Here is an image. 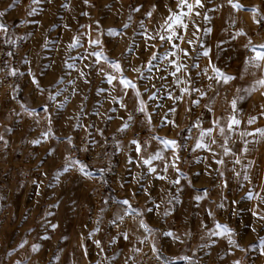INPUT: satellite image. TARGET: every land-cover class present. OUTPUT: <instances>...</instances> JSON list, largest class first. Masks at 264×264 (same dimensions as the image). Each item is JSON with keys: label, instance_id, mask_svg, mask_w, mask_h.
I'll list each match as a JSON object with an SVG mask.
<instances>
[{"label": "rangeland", "instance_id": "obj_1", "mask_svg": "<svg viewBox=\"0 0 264 264\" xmlns=\"http://www.w3.org/2000/svg\"><path fill=\"white\" fill-rule=\"evenodd\" d=\"M241 1L242 4L248 5L243 3L244 0ZM259 1L264 4V0ZM177 2L178 0H89V3L85 4L84 0H38V2L0 0V11L4 12V15L0 16V22L7 26L6 32L4 30L0 32H5L7 39L12 42L16 40L15 25L18 22L26 24L27 49L21 66V72L27 79L23 85L26 92L33 93L34 89L27 74V70L31 68L43 86L52 85L49 91L54 92L57 87L61 88V95L57 97V101H64L65 96L69 97L65 107L57 109L56 102L47 101L48 92L33 93L35 100L32 109L36 110L34 116L37 115L39 120L38 122L36 120L34 128L27 130L28 137L31 141L33 139L45 141L46 145H37L38 152L34 164L41 170L38 176L26 182L23 178L26 168L21 165L19 171L14 169L10 171L14 178L10 184L4 185L0 182V208H8L12 214L9 225L0 230L2 234L0 258H5L3 264H14L17 260H26L27 264H125L126 261L127 264H149L142 260L144 242L148 241L151 244L155 242L159 249L163 246L162 240L166 237L169 240L165 245V252L169 254L167 259L182 264H189V261L183 259L185 256L192 257L197 264H233L237 259L241 264H264V254L261 253L264 221L252 214L254 207L257 211L264 210V202L255 196L249 199L245 195L247 191L264 195L262 191L264 134L256 131L257 128L264 129V115H260L264 112V97L261 96L264 89L255 86L253 90L254 82L264 77V66L258 68L252 63H246L247 58L254 57L255 53L250 55L252 49L244 47L249 37L256 45L264 44V33L258 32V24L252 19L253 13H249L245 18L244 27L235 21L236 16L247 10L250 11L249 8L231 9L227 0H205L204 8L195 7L191 19L201 26V31L193 36L194 28L187 17L185 18V23L189 25L187 32L184 33L180 27H176V31L197 41L194 46L188 45L186 41L180 42L182 47L189 48V51L194 53L192 58L183 60V63L191 65L195 60L200 69L209 67V72L200 76L196 75V68H190L192 84L189 85V87L203 88L208 95L197 97L195 93L191 95L180 93L179 89L184 86L183 82L177 85L175 78L170 75L173 67L168 64V60L173 57L160 58L169 50V44L161 42L159 38V35L166 34L162 25L169 17V9L172 12L181 11L177 7ZM188 2L193 3L194 0ZM65 4L66 7L63 6ZM153 4L156 5L155 8L151 7ZM138 6L139 11H135ZM33 8L36 9L35 13H31ZM146 11H151L152 16H146L144 14ZM184 11L186 12L187 9L185 8ZM196 12H200L201 15L197 16ZM204 14L209 20L203 19ZM233 20L235 24L232 23ZM95 21H99V25ZM125 24H127L126 28L123 27ZM65 25L68 27L65 28ZM81 25H91L88 31L92 36L97 35L96 28L103 30L101 38L107 42L106 54L121 59L125 73L138 85L141 97L153 117L152 128L150 130L145 128L143 131L142 141H150L147 151L151 153L159 145V140L153 139L156 134L176 138L184 145L180 152L181 160L178 162V167L184 175L178 176L171 167L167 173H163L162 162L154 161L157 170L167 177L165 180H160L147 172V166L137 164L134 146L129 144L131 136L126 135L116 183L118 188H121L120 200L128 198L138 211L127 215L129 221L125 227L117 224L122 223L116 220L114 215L117 208L112 213L107 210L104 202H94L89 180L99 176L101 171L93 166L89 150L94 151L99 144L98 135L101 131L105 134H113L120 127L121 118H127L128 112L120 109L119 101L114 100L113 97L123 96L124 102L131 109L135 90L130 88L125 94L119 85L116 87L109 85L96 68L91 70L88 84L78 76V69L87 72L88 69H84V64L91 63V59L81 62L77 56L78 52H83L82 47L68 49L71 37L85 31L80 27ZM234 25H237V29L242 27L247 36H237L233 39L230 33H235L236 29L232 28ZM209 27L212 28L211 33L204 31ZM109 28H116L118 35L109 37L107 32ZM145 30L155 37L148 42V46L142 38ZM257 32L258 36L254 37V33ZM84 47H88L86 38ZM203 47L211 49L208 57L203 56ZM91 50L89 48V51ZM257 50L264 51L259 48ZM153 53H156L155 59L152 58ZM73 57H76L77 68H68L67 63H72ZM209 60L234 79L227 84H217L214 79L210 81L208 76L212 73ZM98 67L119 76V73L111 69L110 62L101 61ZM132 68H140L141 73L132 71ZM161 76L164 77L163 80L160 79ZM60 77H63L62 83L57 82ZM68 80H74L75 84H68ZM113 84H116V81H113ZM209 84L212 85L210 88ZM73 87L77 89L75 95L72 94ZM100 88L106 91L99 92ZM170 91L173 96L183 95L184 98L174 102L167 95ZM153 92L156 96L149 100ZM234 97L237 98V108L234 111L240 124L229 129L227 121L233 112L230 101ZM196 99L201 103H191ZM46 101L51 106L53 124L52 133L44 138L43 133L48 127L42 126L40 120L45 117L42 105ZM82 101L83 112L77 121V113L80 112ZM205 102L209 103L211 111L204 107ZM170 108L175 111L169 112ZM188 112L196 117L191 123L195 127L199 120V127H196L197 135L192 142L188 141L186 121L183 120L184 114ZM107 117L112 119L108 120ZM249 117H255L251 124L248 123ZM173 119L175 126L167 123L168 120ZM214 119H219L220 125L224 126L223 134L219 126L212 123ZM77 123L79 126L74 127L73 125ZM142 124L143 118L139 116L136 126ZM207 127L213 128L212 136L216 141L211 145L213 151L200 148L193 150L200 131ZM84 134L88 136L86 144L81 141ZM65 137H71L77 146H87V151L76 148L72 156L88 165L90 176L84 177L75 169L68 174L58 170L57 166L62 164L70 148L68 143L65 145L61 143L62 140H66ZM89 137L96 143L92 144ZM208 139L206 136L204 141L208 142ZM245 141H247V152L243 151ZM224 147L230 148L231 152L225 155ZM49 148L55 151L49 152ZM7 152L11 163L16 162L15 158L11 159L14 154L13 145L8 147ZM129 155L133 157L130 164L127 159ZM213 155L216 159H223L224 164H217ZM165 156L171 158V152L165 150ZM204 157L206 159H203ZM236 157L240 158L239 164L236 163ZM249 161L255 163L251 168H246L245 165ZM246 171L249 175L248 181L244 180ZM219 172H223L224 175L220 176ZM237 172L240 173L239 176L236 175ZM177 179L179 184L173 183ZM225 180L226 187L223 186ZM145 188L147 192L144 191ZM205 189L207 195L204 194ZM197 195L203 198L196 201L194 198ZM168 201H172L171 204ZM233 201L236 203H232ZM153 203L160 205L158 211H140L152 208ZM220 203L224 204L223 208L218 207ZM166 209L167 216L164 215ZM209 209L213 213L211 216L207 211ZM120 215H123V212H120ZM98 217L101 221L100 231L90 237L88 234L97 226ZM140 217L156 231L150 235L143 228L137 227ZM113 220H116L115 225L111 223ZM217 221L234 229L232 239L239 247L236 244H229L227 233L223 236L214 235L219 231L215 226ZM174 222L178 225L173 226ZM51 224H56L57 227L53 229L50 227ZM121 230L128 232L127 239L118 235ZM169 230L175 232L180 239L173 240L165 236L164 233ZM45 236L47 238H43ZM113 236L117 238L114 242H110L109 238ZM25 239L28 243L23 248L19 247L18 245ZM94 239L102 242V252L93 243ZM82 243L87 248L86 255L81 248ZM32 244L39 246L38 251L32 250ZM135 248H139L140 251H133Z\"/></svg>", "mask_w": 264, "mask_h": 264}, {"label": "snow or ice", "instance_id": "obj_2", "mask_svg": "<svg viewBox=\"0 0 264 264\" xmlns=\"http://www.w3.org/2000/svg\"><path fill=\"white\" fill-rule=\"evenodd\" d=\"M34 2H38V0H34ZM84 3L85 4L89 3V0H84ZM227 3L230 6V8L234 9V10L249 8L250 11L253 13L252 19L255 21V23L258 25H264V14H261V9H260L259 5H251V6L244 5V4L240 3L239 0H227ZM63 6L66 7L67 5L65 4ZM197 6H199L200 8H204L205 7V0H194L193 3H189L188 0H178L177 7L179 9H181V11L172 12L171 9H169V17L164 21V25H162V27H164V31L166 34L165 35H159L158 34L161 42L169 44V50L166 51L160 58L166 59L168 57H173L172 59L168 60V64L173 67V71H171L170 75L175 78V83L177 85H180L183 82L184 86L180 87V89H179L180 93H183L186 95H191V94L195 93L197 95V97H205L208 95V93L203 88L189 87V85L192 84V73L190 71V68H196L197 69L196 75L200 76L202 73L207 74L209 72V67H205L203 69H200L199 64L195 60H193L191 65L183 63V60L192 58L194 56V53H191L189 51V48L182 47L180 42L186 41V43L188 45L194 46L197 44V41L193 40L191 38H187L185 34L176 31V27H180L183 29L184 33L187 32L189 25H188V23H185L186 17L189 20H191V23L193 25V28H194V31L192 33L193 36H195L197 32L201 31V26L195 20L191 19V14L193 13L194 8ZM151 7L155 8L156 5L153 4ZM185 8L187 9L186 12L184 11ZM134 10L139 11V6ZM35 12H36L35 8L31 9V13H35ZM31 13H29V14H31ZM144 14L146 16H149V17L152 16L151 11H146ZM195 14L197 16L201 15L200 12H196ZM3 15H4V12L0 11V16H3ZM84 15H87V13H84ZM203 19L207 21V20H209V17L206 14H204ZM34 22L38 23V21H34ZM95 23L97 25H99V21H95ZM232 23L235 24V21L233 20ZM64 27L67 28L68 25H65ZM80 27L85 29V31L83 33H78L77 35L71 37L70 43L68 44V49H75L77 47H82L83 52L77 53V56L79 57L80 61L83 62L85 60L91 59V63H85L84 64V69H88L87 72L83 69H78V76L84 79V83H86V84L90 83V80L88 79V77L91 75V70L93 68H96L98 72L103 74L102 78L106 79V81L109 85H112L113 87H116L117 85H119L121 87V90L125 94L127 93V91L130 88L135 90L133 107L131 109H129L128 105L124 102L123 96L113 97V99L119 101V108L120 109H124L126 112H128L126 119L123 117L121 118L122 123H121L120 127L117 129V131L123 133L124 135H127L129 131L132 132V137L129 140V144L131 146H134V151L137 154L136 158H135L137 164L138 165L142 164V165L147 166V172L150 174H153L156 179H160V180L167 179L166 175H162V172L167 173L169 167L174 169L175 172L178 174V176H183L184 173L178 167V162L181 160L180 152H181L182 148L184 147V145H182L178 141V139H176V138H169L167 136H159L158 134H156L155 136H153V139H158L159 145H157L156 149L153 152L149 153L147 151V148H148L150 141H148V140L142 141L141 136H140V132L144 131L145 128H147L149 130L152 128L153 117H152L151 112H149L147 109V105H146L145 100L141 97V91H140L138 85L136 83H134L133 80L130 79L127 76V74L125 73V71L122 67L121 59L113 58V57H110L109 55L106 54L105 45L107 42L101 38L103 30L100 29L99 27L96 28L95 31L97 32V35L92 36L91 33L88 31V29L91 28V25H81ZM123 27L126 28L127 24L123 25ZM141 27L143 28V24H141ZM0 30H4L5 32L7 31V26L2 22H0ZM204 31H206L207 33H211L212 28L211 27L206 28V29H204ZM107 32H108L109 37H115L118 35V31L116 28H109V29H107ZM230 36L233 39H235L237 36H247V33L241 27V28L236 29L235 33H230ZM85 38H86V43H87L88 47H84ZM142 38L145 40L146 46H148L149 41L155 39V37L150 35L146 30L142 33ZM5 43H9V41L6 40ZM200 43H202V42H200ZM45 46H47V40H45ZM244 47L245 48H251L252 51L255 53L254 57H248L247 58L246 63H252L258 68L264 66V64H262V62H264V51L257 50L258 48L264 49V44L256 45L252 42L251 37H249L248 41L244 45ZM89 48H91L92 50L89 51ZM210 51H211L210 48L203 47V49H202L203 56L208 57ZM8 55H12V53L9 52ZM121 56H123V53H121ZM155 57H156V53H153L152 58L155 59ZM72 60H73L72 63L66 62L67 67L68 68H77V64L75 62L76 57H73ZM101 61L106 62V63L110 62L111 69H114L117 73H119V76L113 75L111 72H105V70L103 68L98 67V65ZM25 62H27V61H25ZM149 63H151V60H149ZM209 66H210V70L212 73L211 76H208V79L210 81L214 79L217 84H220V83L227 84L228 81L234 79L233 76L224 72L220 67H218L216 64L212 63L211 60H209ZM132 71L137 72V73H141L140 68H132ZM178 73H180L181 75H177ZM10 74L13 76H15V75L23 76L24 75L23 72H20L19 69H16V68H12L10 70ZM27 74L30 76L31 82L34 85V88L36 91H38L42 94L44 92H48L47 101L56 102V108L57 109H63L65 107V102L69 98L68 96H65L64 101H57V97L59 95H61V88L57 87L54 92L49 91V89L52 87V85H48L47 87L43 86L41 84L40 79L37 77L36 74L33 73L31 68H29L27 70ZM184 74H186V75H184ZM160 79L163 80L164 77L161 76ZM113 81H116V84H113ZM57 82L62 83L63 77H60ZM67 83L70 85H74L75 81L74 80H68ZM211 86H212L211 84L208 85L209 88ZM255 86H259L261 89H264V77H260L259 79H257L254 82V89L253 90H255ZM16 87H19V86L17 85ZM13 91H15V88L13 89ZM98 91L104 92V91H106V89L100 88V89H98ZM145 91H147V88H145ZM76 92H77V89L75 87H73L72 94L75 95ZM167 95L169 97H171L174 102L178 101V100H182L184 98L183 95L173 96V93L171 91L168 92ZM217 95H218V93H217ZM155 96H156V93L153 92L151 94V96H149V100L153 99ZM261 96L264 97V92H261ZM85 99H87V97H85ZM47 101L42 105V110L45 113V119L47 120V124H48V130L43 133L44 138H47L49 136V134L52 133V127L51 126L53 124L52 111L50 110L51 106L49 105V103ZM191 103L199 104V103H201V101L199 99H196V100H192ZM230 106H231V109L233 110V112L227 121V127L229 129H231L234 125L240 124V120L237 119V117L235 115V111H234L237 108V98L234 97L230 101ZM21 107L25 108V111H27L29 115H33L36 111L34 108L29 110L23 104L21 105ZM204 107L209 108V103L205 102ZM209 110L211 111V108H209ZM113 111H115V109ZM174 111H175V109H172V108L169 109V112H174ZM82 112H83V101L81 102L80 112L77 113V121L79 120V116ZM136 114L141 115L143 118V124L140 125L139 127L136 126V120H135ZM97 115H99V113H97ZM260 115H264V112H261ZM107 119L111 120L112 117H107ZM254 119H255V117H249L248 123L249 124L253 123ZM38 120H39V117L37 116V122H38ZM161 123L163 124L164 121L162 120ZM167 123L175 126V120L174 119L168 120ZM212 123L214 125L219 126V130H220L221 134L224 133V131H225L224 126L220 125L219 119H214L212 121ZM73 126L77 127V126H79V124L77 123ZM196 127H199V120H197V122H196ZM98 131H101V130L98 129ZM256 131L264 134V129L257 128ZM212 133H213L212 127L203 128L199 133V138L197 139L196 143L193 145V150L200 148V149H207L209 152H212L213 150L211 148V145L215 144V142H216L215 138L212 136ZM101 134H102V131H101ZM206 136L209 138L208 142L204 141V138ZM65 139L67 140L68 145H70V148H68V151L66 152V154L64 156L62 164L57 166L58 170H62L65 174H68L71 170L75 169L80 174H82L84 177L90 176L91 173L87 170L88 165H86L82 160L74 158L72 156V149H76L79 147L80 150L87 151V146L86 145L77 146L73 142V139L71 137H65ZM89 139L91 140V137H89ZM3 140H4V137L0 136V141H3ZM31 143L34 145H38L41 143V141H40V139H33L31 141ZM91 143L95 144L96 141L91 140ZM226 143H227V140L225 138V144ZM165 150H169L171 152V158H167L165 156ZM48 151L54 152L55 150L49 148ZM243 151L244 152L248 151L247 141H245V147H244ZM229 152H231V149L224 147L225 155H227ZM127 159H128L129 164L133 161V157L131 155H129ZM198 159H200V158H198ZM203 159H206V157H204ZM213 159L215 160V162L217 164H220V165L224 164V160L223 159H216L215 155H213ZM235 160H236L237 164L240 163L239 157H236ZM154 161L162 162V164H163L162 172L157 170L156 165L153 163ZM254 163H255L254 161H249L248 164L245 165V167L251 168ZM100 171H101V173L103 172L102 169ZM206 171H207V169H206ZM196 175H199V173H196ZM219 175L223 176L224 173L219 172ZM236 175L239 176L240 173L237 172ZM57 178L59 179V177H57ZM142 178H143V176L141 175V179ZM244 180L245 181L249 180V175H248L247 171L244 173ZM173 183L179 184V179L173 181ZM189 183H191V181H189ZM121 186H123V185H121ZM223 186H225V187L227 186L226 180L223 182ZM144 191L147 192L148 191L147 188H145ZM262 191H264V189H262ZM204 194L207 195L206 189L204 190ZM133 195H135V194H133ZM245 195L249 199H252L255 196L258 200L264 202V195H261V193H257L255 191H247L245 193ZM202 198H203L202 196L197 195V196H195L194 199L196 201H200ZM173 199H176V197H173ZM149 200H151V196H149ZM171 202L172 201H168L169 204H171ZM105 203H108V201L106 200ZM232 203H236V201H233ZM159 207H160L159 204L153 203L152 208H145V209H142L140 211H146V212L158 211ZM218 207L223 208L224 204L220 203L218 205ZM137 211L138 210L132 206L130 200L128 198H124V199L117 202V212L114 213V215H116V220L123 222L125 216L130 215V213H134ZM207 211H208V214L210 216L213 215V213L210 209ZM120 212H123V215H120ZM252 214H253V216H256L260 220L264 221V210L257 211L256 208L254 207ZM164 215L165 216L168 215L167 209L165 210ZM116 220L111 221V223L115 225ZM100 223H101V221H100V218L98 217L97 218V226L94 227L93 230L88 234L90 237L93 235V233L100 231V227H99ZM215 226L217 229H219V231L215 232L214 235L223 236L227 233L229 244H236V242L232 239V233L234 232V229H232V228L228 227L227 225L222 224L218 221L216 222ZM50 227L55 229L57 227V225L51 224ZM137 227L143 228L144 231L148 232L150 235L152 232L156 231V229H154L150 225H148L142 217H140L138 219ZM253 231H255V228H253ZM118 235L123 236L124 239L128 238V232L126 230H121V232L118 233ZM164 235L173 238V240H179L180 239V237L177 236L176 233L171 231V230L165 232ZM187 235H190V233H187ZM43 238H47V236H45ZM116 238H117L116 236L110 237L109 238L110 242H114L116 240ZM27 243L28 242L25 239L18 246L23 248ZM93 243L97 246L99 251H101V252L103 251V245H102V242L100 240L94 239ZM236 246L239 247L238 244H236ZM31 248L33 251H38L39 246L36 244H32ZM81 248L84 250V254L86 255L87 254V248L83 243L81 244ZM151 250L154 253L159 252V249L156 247L155 242H153ZM133 251L139 252L140 249L135 248V249H133ZM229 251H231V249H229ZM261 253L264 254V240H261ZM55 258L59 259V257H55ZM183 259L186 261H189V264H197V262L195 260H193L192 257L185 256V257H183ZM14 264H27V261L26 260H17L14 262ZM125 264H127V261L125 262ZM233 264H241V261L239 259H237V260L233 261Z\"/></svg>", "mask_w": 264, "mask_h": 264}, {"label": "built area", "instance_id": "obj_3", "mask_svg": "<svg viewBox=\"0 0 264 264\" xmlns=\"http://www.w3.org/2000/svg\"><path fill=\"white\" fill-rule=\"evenodd\" d=\"M261 34L264 33V25H258ZM237 29V25L232 27ZM16 40L13 42L6 37L5 32H0V136L4 137V129L8 127L9 123L7 117L14 114L21 107L22 97L21 92L24 91L23 85L27 79L25 75H11L10 70L12 68L19 69L21 72V66L23 58L27 49V39L25 37L26 24L24 22H18L15 25ZM254 33V37L258 36ZM9 43H5V41ZM11 52L12 55H8ZM253 55V51L249 52ZM19 87H16V86ZM15 88V91L13 89ZM34 94L39 92L32 90ZM141 116L135 115V120ZM193 114L185 113L183 120L186 121V135L188 141L195 140L197 135V128L191 124L193 122ZM23 117L18 118L17 123L23 125ZM41 125L48 127L47 120L42 117ZM28 126L34 128L35 122L30 121ZM128 134L132 137V132ZM141 139L144 137L143 131L140 132ZM87 134L81 137L83 144L87 142ZM126 135L121 132H115L113 134H99V144L94 151L89 150L90 160L93 162V166L98 171L101 169L103 172H99V176L92 177L89 182L92 186V194L95 203H101L107 200L105 203L109 212H114L117 208V202L120 201L121 188H118L116 179L120 172V163L122 161L123 143ZM61 143L65 145L67 140H62ZM46 145L45 141L40 143V146ZM8 146L4 137L3 141H0V182L2 184H10L14 178L10 171H19L21 165L26 168L23 178L26 182H29L33 177L40 174V168L34 164V160L37 156L38 147L31 143L29 138H21L17 141L14 154L11 159L15 158L16 162L11 163L10 156L8 154ZM75 149H72V153ZM111 158V162H109ZM5 190H8L5 188ZM11 211L8 208H0V230L7 227L11 220ZM129 221V216H125L122 223H117L122 227H125ZM173 226H177L176 222L172 223ZM2 234L0 233V241ZM152 244L148 241L144 242L142 250V260L149 264H182L174 260H169L164 257L160 252L154 253L152 250ZM5 258H0V263H4Z\"/></svg>", "mask_w": 264, "mask_h": 264}, {"label": "crops", "instance_id": "obj_4", "mask_svg": "<svg viewBox=\"0 0 264 264\" xmlns=\"http://www.w3.org/2000/svg\"><path fill=\"white\" fill-rule=\"evenodd\" d=\"M246 0L243 1V3H247L249 6L251 5H259L262 10L261 14H264V4L263 2H260L259 0H247V2H245ZM240 3H242L241 0H239ZM263 7V8H262ZM249 13H252L251 11L247 10L242 14H239L238 16L235 17V21H237V23H239L240 26L244 27L245 24V18L248 17L247 15ZM21 97H22V103L26 108H28L29 110L32 109V107L34 106V96L33 93H27L25 88L24 91L21 92ZM23 117V125H19L17 123L18 118ZM196 119V117L193 118V121ZM37 120V115L34 116L33 115H29L27 111H25V108L20 107V109L18 111H16L14 114L10 115L7 117V121L9 123L8 127L4 129V137L6 140V144L10 147H12V145L16 146V143L19 139L23 138L24 136H26V138L28 137V132L27 130H30V127L28 126L30 121H34L36 123ZM194 125V124H193ZM26 134V135H25ZM168 238L166 237L165 240H162V245L159 248L160 253L168 258V252H165V245L168 243ZM193 238L191 239V244L193 245ZM184 243V242H183ZM181 244V243H180ZM179 246L177 245V248Z\"/></svg>", "mask_w": 264, "mask_h": 264}]
</instances>
